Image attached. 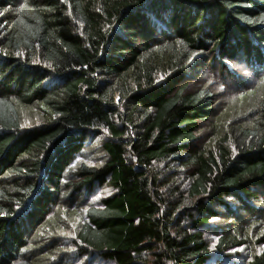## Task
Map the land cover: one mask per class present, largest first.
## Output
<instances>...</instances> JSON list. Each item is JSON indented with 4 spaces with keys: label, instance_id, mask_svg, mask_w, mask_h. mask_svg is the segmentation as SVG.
I'll list each match as a JSON object with an SVG mask.
<instances>
[{
    "label": "trees",
    "instance_id": "trees-1",
    "mask_svg": "<svg viewBox=\"0 0 264 264\" xmlns=\"http://www.w3.org/2000/svg\"><path fill=\"white\" fill-rule=\"evenodd\" d=\"M208 68L232 88L219 113L221 95L189 89ZM31 107L42 122L25 127ZM212 120L215 141L195 149ZM85 150L100 162L66 178ZM80 210L88 264H223L264 247L237 218H264V0H0V264L56 255L59 212Z\"/></svg>",
    "mask_w": 264,
    "mask_h": 264
},
{
    "label": "rangeland",
    "instance_id": "rangeland-1",
    "mask_svg": "<svg viewBox=\"0 0 264 264\" xmlns=\"http://www.w3.org/2000/svg\"><path fill=\"white\" fill-rule=\"evenodd\" d=\"M242 68L239 65V67L233 69L237 73L240 71ZM243 71V70H242ZM206 73L203 74L199 79L196 78H190L189 80V89H196L199 85L202 86H209L211 90H213L217 95H221V99L217 101V105L215 107L214 113H219L224 107H226L229 103L232 102V88L230 89V84H224L223 86H219V83L217 84L216 80V74L214 69H209L205 71ZM217 73V70H216ZM213 80V81H212ZM230 89V90H229ZM235 93V91H234ZM19 115L21 119V124L23 126H33L34 124H40L42 122V118L40 116L39 110L36 109L35 107L31 108H20L19 109ZM224 125V124H223ZM216 123L214 120L208 121V122H201L199 124V129L197 131L196 135V141L194 142V148L195 149H202V148H207L213 144V142L216 139V135H214ZM102 138L108 139L107 134L104 132L102 133ZM101 139H99L100 143ZM98 142L95 143L97 145ZM100 156V159L103 155V152L100 150H85L81 153H79L74 161L72 162L71 166L66 169V178H68L69 173L75 170L76 166L84 160L85 163H90L91 164H97L100 161H97L96 158L97 156ZM87 163V164H88ZM65 178V179H66ZM63 179V180H65ZM72 179H74L72 177ZM111 189L104 185L100 189H96L94 193L91 195V197L88 199V203L90 204H96L98 201L105 195H108ZM237 202H239V199L236 197H233V200L229 201L230 206H236L237 207ZM73 204V202H72ZM76 205V204H74ZM89 205V204H86ZM255 207V206H254ZM241 209V206L240 208ZM82 210L80 211H75L71 212L72 214H66L61 216V213L59 212V216L57 219H60V225L62 228L56 229L55 232L62 234V238L58 239V243H60V249L56 255H49L46 259L42 261V264L48 263V264H88L89 263V258L86 257H80L78 253L75 251L74 248V229L76 228V225L82 221ZM81 214V215H79ZM254 213L252 212H247L246 216L243 212L238 211V221L239 225L243 227V229H246L250 225V221L254 218L257 221V224L255 225L254 229L250 231L251 236H248V240L253 239L256 236H260L261 234L264 233V218L263 220L256 219L254 217ZM222 222H215L213 225L221 224ZM51 232L48 230L45 231H40L35 234V237L37 239V246L38 247H43V249L48 250V246L46 243L51 242L52 237H51ZM61 237V236H60ZM207 238L212 239L214 241L217 236L212 234V232L209 230L207 233ZM56 241V240H55ZM61 243L64 245V247L61 248ZM248 242L245 247L242 248H236L232 250L231 256L227 257L225 259L223 264H245L247 260L253 255L255 251L262 250L264 247L260 246V248H256L255 244ZM213 253L216 252L214 249L212 250ZM231 251V250H230ZM228 251V252H230ZM227 252V253H228ZM87 261V262H86ZM93 264H109L108 262L97 259Z\"/></svg>",
    "mask_w": 264,
    "mask_h": 264
}]
</instances>
